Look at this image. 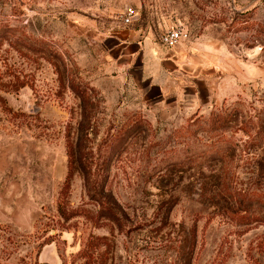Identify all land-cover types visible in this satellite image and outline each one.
<instances>
[{"label":"rangeland","instance_id":"1","mask_svg":"<svg viewBox=\"0 0 264 264\" xmlns=\"http://www.w3.org/2000/svg\"><path fill=\"white\" fill-rule=\"evenodd\" d=\"M0 264H264V0H0Z\"/></svg>","mask_w":264,"mask_h":264},{"label":"built area","instance_id":"2","mask_svg":"<svg viewBox=\"0 0 264 264\" xmlns=\"http://www.w3.org/2000/svg\"><path fill=\"white\" fill-rule=\"evenodd\" d=\"M134 16V10L131 7H126L123 11V14L121 15V22L124 25L129 24ZM181 36L180 30L177 28H171L163 33L161 36V42L166 47H173L176 45L177 41L179 40Z\"/></svg>","mask_w":264,"mask_h":264},{"label":"trees","instance_id":"3","mask_svg":"<svg viewBox=\"0 0 264 264\" xmlns=\"http://www.w3.org/2000/svg\"><path fill=\"white\" fill-rule=\"evenodd\" d=\"M72 89H73V91H75L77 96L80 98V102L82 105V111H83V89L80 86L79 87L75 86ZM81 116H82V121H83V115H81ZM82 124L83 123L81 122L80 127L78 129L79 133H83V125ZM74 146L75 145H74L73 138L69 136V132H68L66 135V148H67V152H68L69 160H70L71 164L78 161V159H79L75 156L76 151H74Z\"/></svg>","mask_w":264,"mask_h":264}]
</instances>
